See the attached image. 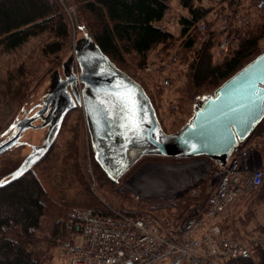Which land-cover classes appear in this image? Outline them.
<instances>
[{"label": "trees", "instance_id": "1", "mask_svg": "<svg viewBox=\"0 0 264 264\" xmlns=\"http://www.w3.org/2000/svg\"><path fill=\"white\" fill-rule=\"evenodd\" d=\"M171 1L0 0V105L22 106L35 88L57 70L72 29L83 34L87 32L115 66L140 85L154 108L153 95L142 79L127 71V57L135 58L136 69L140 70L149 51L159 47L166 54L179 41V60L184 72L180 76L185 83L174 104L175 112H183L187 101L210 90L214 92L261 52L264 11L258 12L254 22L238 28L236 42L215 62L213 52L219 37L214 35L213 27L216 19L232 7L234 0H176L185 10L184 14L177 15L176 34L157 25ZM201 20L205 23L202 32L196 26ZM34 39L38 40V45L17 57V53ZM1 118L0 107V142L11 126L8 122L2 127ZM65 120L64 117L62 131L67 124ZM58 134L48 152L30 171L0 187V264H46L64 235L59 219L72 207H88L99 215H107L112 207L91 192L90 182L80 164L77 143L71 138L62 139V134ZM256 139L263 143L260 156L264 169V117L242 144L246 146ZM10 151L0 154V180L8 179L24 157H12ZM92 160L98 186L113 193L115 185L125 182L145 162L180 163L188 159L143 156L117 182L106 176L94 156ZM208 183L202 180L196 184L199 193L191 197L193 201L185 200L186 191L156 199L147 207L161 209L163 216L181 223L189 216L191 204L205 200ZM261 196L264 197V180ZM13 205L17 211L8 215L7 209ZM124 212L133 217L142 215L139 211ZM260 230L264 233V224ZM232 233L230 227L224 230V234ZM223 264H264V246L252 245L246 254L227 258Z\"/></svg>", "mask_w": 264, "mask_h": 264}, {"label": "water", "instance_id": "2", "mask_svg": "<svg viewBox=\"0 0 264 264\" xmlns=\"http://www.w3.org/2000/svg\"><path fill=\"white\" fill-rule=\"evenodd\" d=\"M74 64L79 67L78 75L73 72ZM62 71L63 76L58 70L50 75L49 90L34 115L25 116L6 130L9 136L0 142V154L19 144L25 130L47 128L42 143L31 145V151L8 179L0 180V187L40 161L56 140L64 117L77 106L83 109L94 158L115 182L143 156L202 158L208 164L207 158L224 166L233 147L244 142L264 117V52L214 92L196 97L188 121L170 134L162 129L140 85L119 70L87 32L76 41L73 54L62 63ZM78 84H82L80 90ZM38 119L42 120L40 126L33 123Z\"/></svg>", "mask_w": 264, "mask_h": 264}, {"label": "built area", "instance_id": "3", "mask_svg": "<svg viewBox=\"0 0 264 264\" xmlns=\"http://www.w3.org/2000/svg\"><path fill=\"white\" fill-rule=\"evenodd\" d=\"M262 11L264 0H234L232 7L216 19L213 33L219 38L213 52L215 61L221 60L236 42L238 28L250 24L252 15ZM168 12L157 23L163 30L170 22ZM196 26L201 32L205 29L202 20ZM261 145L259 139L249 147L238 143L224 166L195 162L206 167L202 179L191 185L189 195L196 197V184L208 180L207 196L190 205V214L181 223L148 212L133 217L115 207H109L107 215L96 214L88 207H72L59 219L64 235L58 248L64 264H223L227 258L246 254L252 245L264 246V234L247 243L233 234H224V218L231 205L262 185Z\"/></svg>", "mask_w": 264, "mask_h": 264}, {"label": "rangeland", "instance_id": "4", "mask_svg": "<svg viewBox=\"0 0 264 264\" xmlns=\"http://www.w3.org/2000/svg\"><path fill=\"white\" fill-rule=\"evenodd\" d=\"M185 13V10L181 8V6L178 4L176 0H172L169 5V12L168 14L173 17L174 19L170 18L169 15L166 16L167 19H169L168 28L171 32H174L176 34L178 30V26L176 24V18L178 14ZM258 12H255V14L252 15V21L254 22L257 19ZM72 29V28H71ZM82 31H75L74 29L71 30V38L64 49V51L60 54V63L57 68V70L60 72V74L63 76L62 71V63L73 54L75 43L78 39L83 37ZM38 45V40L34 39L31 40L30 43L22 49L19 53H17V57H22L32 46L35 47ZM264 49V39L261 41V51ZM180 54H181V48L179 46V41H176L174 45L168 50V52L162 53L161 49L159 47L154 48L153 50L149 51L146 55V62L143 65V67L139 70L136 69V60L132 57H127V71L131 73L134 77H139L142 79L143 85L146 87L148 92H150L153 95V103L155 106V111L158 117V120L161 124L162 129L170 134L178 131L190 118L191 116V105L193 100H189L186 102V106L184 107V111L181 112L173 111L174 110V104L176 103V100L181 96L182 87L184 79L180 76L182 73L184 74L183 70H181L180 65ZM215 61V60H214ZM218 62V61H215ZM74 71L79 70L78 66L74 64L73 66ZM181 71H180V70ZM181 72V73H180ZM165 80H169V83L166 84ZM49 83H50V76H48L46 79H44L31 93L27 101L22 105H10V104H1V113H2V122L1 126L5 127L7 126L8 122L14 124L16 121L24 118L25 116L30 114V111L34 107H38L44 97L47 94V91L49 90ZM209 93H212L210 90ZM207 93V94H209ZM205 95V94H203ZM34 110V109H33ZM34 115V114H32ZM65 122L66 127L64 131H62V126L60 128V132L62 135V139L71 138L72 141H75L78 145V148L80 150V164L84 171L86 172V176L90 182V190L93 194L98 196L101 200H104L107 202L110 206L124 210V211H139L143 213H154L160 216H163V210L161 209H152L149 210L147 207V204L151 203L154 204L156 199H161L165 197H171L172 195H175L177 193H182L188 191V196H186V201H193L191 196H189V189L192 187L191 185L196 182V180L202 179V173L205 170V167H201L199 169H195V171L192 174L191 178L189 179V182L187 185H184V189H175V191L169 192H163L160 193L157 191L156 186L158 182V178L161 177V175L165 174L158 173V178L154 175L155 172H149L147 171L148 166L153 165H160L157 163L162 162H145L144 167L140 173L144 172L142 174H138L141 178V181L138 182L139 179H137V183H131L128 182L127 184H122L120 182L118 185L114 186V192H109V189H106L105 187H99L97 184V175L95 173L94 167H93V156L94 152L92 150L90 140H89V134L86 128L85 124V117L83 113V109L81 106H77L75 109L68 112V114L65 116ZM36 126H40L42 124V120L38 119L33 122ZM11 126L9 125L8 128ZM7 128V129H8ZM47 128H33V129H27L25 130L20 137V143L15 145L17 146L14 148V150L10 151L12 148H10L8 151H10V154L12 157L15 158H22L25 157L30 151H31V145H40L42 143L43 137L46 133ZM77 133V134H76ZM8 134L1 138L2 141L6 140L8 138ZM59 136V134L57 135ZM57 138V137H56ZM253 141V140H252ZM251 141V142H252ZM252 143L246 144V147H249ZM19 147V148H18ZM263 147V143L261 145V149ZM23 157V158H24ZM199 161L197 160H191L188 162H191L190 164H194L195 162ZM147 163H153V164H147ZM165 164H172L173 163H165ZM189 164V165H190ZM214 164L212 161H210V166H213ZM177 166H185L183 164L177 165ZM191 168V167H189ZM193 168V167H192ZM137 175V176H138ZM136 176V177H137ZM167 178L171 179V174H167ZM135 178V177H134ZM133 178V179H134ZM175 178V177H174ZM264 180V179H263ZM188 181V179H187ZM154 182V183H153ZM162 182H165V180H162ZM198 182V181H197ZM263 183V182H262ZM262 186V185H261ZM261 188V187H260ZM260 188L257 192L250 193L247 196L239 197L236 199V201L231 205L229 211L225 215L224 218V225L227 227H230L233 232L234 236L240 240V242H250L256 239V237L260 236L262 231L260 228L264 224V197H260ZM171 189V190H172ZM121 194H126L121 196ZM149 200V202H148ZM139 203H143L144 206H138ZM157 203V202H156ZM15 205H13L11 208L7 209V214H12L15 210ZM14 209V210H12ZM10 210V211H9ZM53 257L49 262H46V264H64V258L59 250V248H56L53 252ZM10 257L12 256V253L9 254Z\"/></svg>", "mask_w": 264, "mask_h": 264}, {"label": "bare ground", "instance_id": "5", "mask_svg": "<svg viewBox=\"0 0 264 264\" xmlns=\"http://www.w3.org/2000/svg\"><path fill=\"white\" fill-rule=\"evenodd\" d=\"M191 167V168H189ZM193 167V168H192ZM201 167H205L204 164L200 163H194V164H190V165H185V166H168V165H153V166H148V170L149 172H155V176L158 178V173H165L163 175H161V177L158 178V182H157V186H156V189L158 192L160 193H163V192H166V191H169V192H172V191H175V189H181L183 188L184 189V185H187L189 182V179L191 178L192 174L195 169H199ZM145 171V170H144ZM143 171V172H144ZM142 172V173H143ZM140 173V174H142ZM139 174V175H140ZM167 174H171L172 177H170L171 179H168L167 177ZM139 175L137 177H135L134 179H132L130 181V183L128 184H131V183H137V179L140 178L139 181H141V178L143 177H139ZM175 177V178H174ZM188 179V181H187ZM193 179V178H191ZM162 180H165V182H162ZM154 183V182H153ZM172 188H175V189H172ZM172 189V190H171ZM168 193V192H166Z\"/></svg>", "mask_w": 264, "mask_h": 264}, {"label": "flooded vegetation", "instance_id": "6", "mask_svg": "<svg viewBox=\"0 0 264 264\" xmlns=\"http://www.w3.org/2000/svg\"><path fill=\"white\" fill-rule=\"evenodd\" d=\"M38 108H39V107H36L34 110H32V111L30 112V114H29V115H32V114H34V113L36 112V110H38Z\"/></svg>", "mask_w": 264, "mask_h": 264}]
</instances>
